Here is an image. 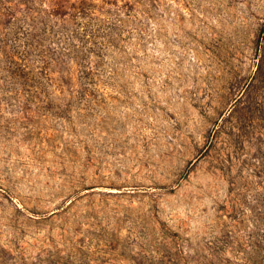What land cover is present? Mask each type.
I'll return each mask as SVG.
<instances>
[{
	"label": "rangeland",
	"instance_id": "obj_1",
	"mask_svg": "<svg viewBox=\"0 0 264 264\" xmlns=\"http://www.w3.org/2000/svg\"><path fill=\"white\" fill-rule=\"evenodd\" d=\"M0 264H264V0H0Z\"/></svg>",
	"mask_w": 264,
	"mask_h": 264
},
{
	"label": "trees",
	"instance_id": "obj_2",
	"mask_svg": "<svg viewBox=\"0 0 264 264\" xmlns=\"http://www.w3.org/2000/svg\"><path fill=\"white\" fill-rule=\"evenodd\" d=\"M26 46H27V48H32V45L31 44H29V45L27 44Z\"/></svg>",
	"mask_w": 264,
	"mask_h": 264
}]
</instances>
